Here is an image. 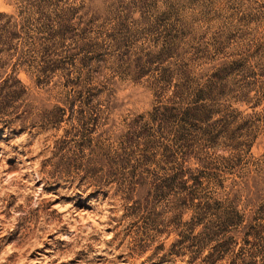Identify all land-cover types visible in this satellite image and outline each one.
Returning <instances> with one entry per match:
<instances>
[{"label":"rangeland","instance_id":"rangeland-1","mask_svg":"<svg viewBox=\"0 0 264 264\" xmlns=\"http://www.w3.org/2000/svg\"><path fill=\"white\" fill-rule=\"evenodd\" d=\"M0 264H264V0H0Z\"/></svg>","mask_w":264,"mask_h":264},{"label":"trees","instance_id":"trees-1","mask_svg":"<svg viewBox=\"0 0 264 264\" xmlns=\"http://www.w3.org/2000/svg\"><path fill=\"white\" fill-rule=\"evenodd\" d=\"M12 83H16L18 85L21 86L22 90H25V87L23 86V83L20 79L14 77V78H8L4 81L3 86L0 87V94L6 98L10 95L11 89L13 88V84Z\"/></svg>","mask_w":264,"mask_h":264}]
</instances>
